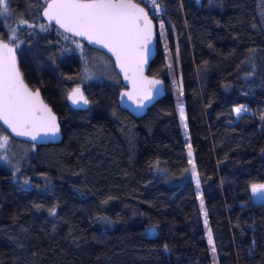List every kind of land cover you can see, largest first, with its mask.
Returning a JSON list of instances; mask_svg holds the SVG:
<instances>
[{
  "label": "trees",
  "instance_id": "1",
  "mask_svg": "<svg viewBox=\"0 0 264 264\" xmlns=\"http://www.w3.org/2000/svg\"><path fill=\"white\" fill-rule=\"evenodd\" d=\"M133 1L165 37L147 72L164 95L140 118L119 108L118 75L82 84L79 57H58L55 33L75 38L46 24L43 0L0 5V39L62 133L35 146L0 126L8 148L28 150L9 159L7 148L0 164V264H264V202L251 193L264 184V0H157V16ZM76 87L82 109L67 100ZM242 106L249 113L235 121Z\"/></svg>",
  "mask_w": 264,
  "mask_h": 264
},
{
  "label": "snow or ice",
  "instance_id": "2",
  "mask_svg": "<svg viewBox=\"0 0 264 264\" xmlns=\"http://www.w3.org/2000/svg\"><path fill=\"white\" fill-rule=\"evenodd\" d=\"M147 2L153 9L159 7L157 0H147ZM0 5H3L4 10L7 11V0H0ZM43 15L50 22L55 21L65 32L73 36L85 37L90 43L99 44L113 52L121 68L125 70L126 78L128 70L132 69L133 87H137L136 75L139 74L141 79L143 78L144 59L140 48L146 45L152 36V23L143 8L132 3V0H51V2L45 0ZM21 23L25 22L21 21ZM0 48L5 50L0 53V120H3L17 136H30L36 140L40 131L55 134L59 130L55 116L40 101L39 92L29 91L23 83L16 68L13 49L8 44H2ZM148 83L157 84L159 81L152 80ZM125 95L132 98L131 93ZM148 95L147 92L144 93L145 98H148ZM70 99L76 105L89 103L79 87L72 91ZM178 107L180 117L184 120V109L180 105ZM241 110V108L235 109L237 116L240 115ZM7 139V136L3 137L5 142ZM189 155H191L190 146ZM199 184L197 176V188ZM251 190L253 193L262 192L264 184L253 185ZM52 215H55V210L52 211ZM208 242L213 245L212 251L215 252L210 229Z\"/></svg>",
  "mask_w": 264,
  "mask_h": 264
},
{
  "label": "water",
  "instance_id": "3",
  "mask_svg": "<svg viewBox=\"0 0 264 264\" xmlns=\"http://www.w3.org/2000/svg\"><path fill=\"white\" fill-rule=\"evenodd\" d=\"M48 2H51V0H48ZM132 3L137 4L139 7L143 8L145 10V12L147 13V11L144 7H142L138 3L134 2L133 0H132ZM44 8H45V6H44ZM44 8L41 12V15H42V18L44 19V21L46 22V24L48 26H54V27L58 28L63 33L83 42L85 45H87L88 47H90L94 50H97V51L104 53L107 57H109L111 59V61L113 63L114 70L117 73V75L119 76L121 84L123 86V89L119 92L118 98H117L118 106L121 110L125 111L130 116H132L133 118H140L143 115H145L147 109L150 106L155 104L160 98L163 97V95H164V83H163V81L160 79H157L155 77L149 76L147 74L149 65H150V63H151V61L155 55L156 41H157V35H158V27L155 25V23L153 22V20L150 18L149 15H148V18L151 20V23H152V36H151V39L147 42V44L142 45L140 48V51L143 52V59H144V62L142 65V77L143 78L141 79L139 74L136 75L135 78L137 80V87L134 88L133 87V79H132V77H133L132 69L128 70L127 78H126L125 70L123 68H121L120 63L117 61V58L113 52L109 51L107 48H104L103 46H101L99 44L90 43L85 37L73 36L71 33L65 32L64 29L60 28L59 25L55 23V21L50 22L48 20V18L43 15ZM2 44H8V43H6L0 39V45H2ZM8 46L13 49V52L15 55V61H16V68L20 73V76L23 80V83L27 86L29 91H31L33 93L37 92L38 90H32L24 81V78H23L21 71L19 69L15 47L10 45V44H8ZM4 51H5L4 49L0 48V53H3ZM152 80L159 81V83L149 84L148 81H152ZM74 89H72L68 93V96H67L68 103L72 108L82 109L85 106L84 104H82V103L80 105L73 104L72 100L70 99V95ZM81 91L83 92L82 89H81ZM145 92H147L149 94L148 98H145V96H144ZM125 93H131L132 98L125 95ZM39 99H40V101H42L43 105L47 106V108L51 110V114L55 116L56 123L59 127V130L55 134H53L51 132L45 133L43 131H40L37 135V139L33 140L30 136H17L16 133L13 132L12 129L9 128L8 125L3 122V120H0V126L9 135V137L14 139V140L21 141V142L28 143V144H32L35 146L56 145V144L60 143V141L62 139V133H61V127H60V123H59V118L53 112L52 108L45 102V100L43 99L40 92H39Z\"/></svg>",
  "mask_w": 264,
  "mask_h": 264
},
{
  "label": "rangeland",
  "instance_id": "4",
  "mask_svg": "<svg viewBox=\"0 0 264 264\" xmlns=\"http://www.w3.org/2000/svg\"><path fill=\"white\" fill-rule=\"evenodd\" d=\"M45 3V0H43ZM3 8V5H2ZM159 8V7H158ZM158 35L160 38V41L162 44L165 43V37L162 31L161 23L158 22ZM55 37L58 40L57 46H58V57L60 59H64V57H67L71 54H75L79 57V61L83 64V71L81 73V76L79 77L80 83L87 84L92 81H96L99 83H108L111 84V81H117L118 77L115 71L113 70L111 66V62L102 54L97 52H92L89 54L86 49L83 47V45L75 40V39H65V35H59V33H55ZM75 41V42H74ZM79 45V46H78ZM174 101H175V108L177 111L178 120L180 123L181 133L184 140V145L187 149L188 157L190 158L191 155H189V137L187 128L185 127L186 120L181 119L180 113H179V107L178 105L182 106L184 109L183 101H182V92H181V85L178 81L171 82L170 85ZM241 108V113L239 116H237L235 109ZM246 109V111H245ZM249 111L246 107H234L233 108V114H234V120L237 121L242 115L248 114ZM185 117V114H184ZM9 146V140L5 142L3 138L0 139V164L5 161V151ZM28 150L24 146L16 145L15 147H9L7 149V156L9 159L14 157H19L20 154L27 152ZM260 185V184H257ZM252 189V187H251ZM252 193V198L255 202H264V191L259 193Z\"/></svg>",
  "mask_w": 264,
  "mask_h": 264
},
{
  "label": "built area",
  "instance_id": "5",
  "mask_svg": "<svg viewBox=\"0 0 264 264\" xmlns=\"http://www.w3.org/2000/svg\"><path fill=\"white\" fill-rule=\"evenodd\" d=\"M162 11H163V8H162V7H159V8H157V9H155V10L152 11V15L157 16V15H159Z\"/></svg>",
  "mask_w": 264,
  "mask_h": 264
},
{
  "label": "flooded vegetation",
  "instance_id": "6",
  "mask_svg": "<svg viewBox=\"0 0 264 264\" xmlns=\"http://www.w3.org/2000/svg\"><path fill=\"white\" fill-rule=\"evenodd\" d=\"M79 41V40H78ZM80 43H81V41H80ZM83 43V42H82ZM81 43V44H82ZM83 45V47L85 48V44H82ZM86 49V48H85ZM95 51H97V50H95ZM98 52H100V51H98ZM100 53H102V52H100ZM104 54V53H103ZM105 55V54H104ZM106 56V55H105ZM107 57V56H106ZM109 58V57H108ZM110 59V58H109ZM111 60V59H110ZM112 62V61H111ZM113 64V63H112Z\"/></svg>",
  "mask_w": 264,
  "mask_h": 264
}]
</instances>
